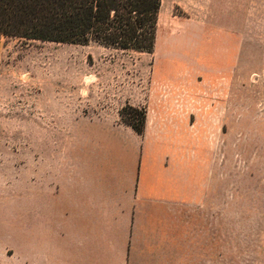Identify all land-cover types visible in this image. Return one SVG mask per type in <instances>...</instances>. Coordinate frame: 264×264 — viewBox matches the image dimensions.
Segmentation results:
<instances>
[{
  "label": "rangeland",
  "instance_id": "374dc122",
  "mask_svg": "<svg viewBox=\"0 0 264 264\" xmlns=\"http://www.w3.org/2000/svg\"><path fill=\"white\" fill-rule=\"evenodd\" d=\"M176 67L208 78L225 114L203 134L215 160L207 203L224 212L223 254L208 264H264V0H161L150 54L0 37V258L23 264L25 174L31 155L39 171L41 143L66 140L72 119L107 100L160 92Z\"/></svg>",
  "mask_w": 264,
  "mask_h": 264
},
{
  "label": "crops",
  "instance_id": "0c3cea01",
  "mask_svg": "<svg viewBox=\"0 0 264 264\" xmlns=\"http://www.w3.org/2000/svg\"><path fill=\"white\" fill-rule=\"evenodd\" d=\"M182 70L158 93L76 116L66 140L41 143L38 172L31 155L23 264L34 253L45 264L218 263L224 212L207 203L215 160L203 134L217 132L225 114L222 101L209 100L208 78ZM125 105L145 109L141 134L120 121Z\"/></svg>",
  "mask_w": 264,
  "mask_h": 264
},
{
  "label": "trees",
  "instance_id": "16d2710c",
  "mask_svg": "<svg viewBox=\"0 0 264 264\" xmlns=\"http://www.w3.org/2000/svg\"><path fill=\"white\" fill-rule=\"evenodd\" d=\"M161 0H0V37L150 54ZM120 121L141 134L146 111L123 106Z\"/></svg>",
  "mask_w": 264,
  "mask_h": 264
}]
</instances>
